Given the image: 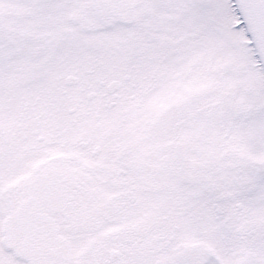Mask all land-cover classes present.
<instances>
[{"label": "snow or ice", "instance_id": "1", "mask_svg": "<svg viewBox=\"0 0 264 264\" xmlns=\"http://www.w3.org/2000/svg\"><path fill=\"white\" fill-rule=\"evenodd\" d=\"M0 264H264V0H0Z\"/></svg>", "mask_w": 264, "mask_h": 264}]
</instances>
